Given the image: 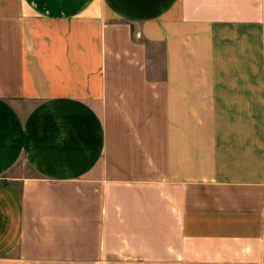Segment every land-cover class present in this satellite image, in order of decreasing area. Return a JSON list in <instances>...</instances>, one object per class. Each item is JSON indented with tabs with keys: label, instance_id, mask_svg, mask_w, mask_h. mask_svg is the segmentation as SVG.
Masks as SVG:
<instances>
[{
	"label": "crops",
	"instance_id": "0c3cea01",
	"mask_svg": "<svg viewBox=\"0 0 264 264\" xmlns=\"http://www.w3.org/2000/svg\"><path fill=\"white\" fill-rule=\"evenodd\" d=\"M0 264H264V0H0Z\"/></svg>",
	"mask_w": 264,
	"mask_h": 264
},
{
	"label": "rangeland",
	"instance_id": "374dc122",
	"mask_svg": "<svg viewBox=\"0 0 264 264\" xmlns=\"http://www.w3.org/2000/svg\"><path fill=\"white\" fill-rule=\"evenodd\" d=\"M31 173H32V171L26 165H24L22 163V164L18 165V170L12 171V173H10L8 176H5L3 181L9 182L10 184L17 186V184H16L17 182H14V180H12V179H14L18 176H22V175H30Z\"/></svg>",
	"mask_w": 264,
	"mask_h": 264
}]
</instances>
